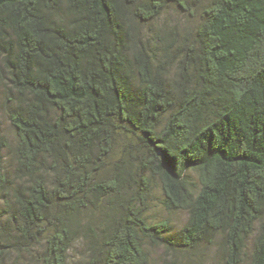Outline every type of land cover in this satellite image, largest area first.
Segmentation results:
<instances>
[{
    "label": "trees",
    "instance_id": "16d2710c",
    "mask_svg": "<svg viewBox=\"0 0 264 264\" xmlns=\"http://www.w3.org/2000/svg\"><path fill=\"white\" fill-rule=\"evenodd\" d=\"M0 0V264H147L171 244L264 264V0Z\"/></svg>",
    "mask_w": 264,
    "mask_h": 264
},
{
    "label": "rangeland",
    "instance_id": "374dc122",
    "mask_svg": "<svg viewBox=\"0 0 264 264\" xmlns=\"http://www.w3.org/2000/svg\"><path fill=\"white\" fill-rule=\"evenodd\" d=\"M204 0H188L190 7L194 11L193 16L187 11L181 10L173 2L168 5L159 19V24H165L168 27H177L181 30L188 28L194 23L197 17L195 5ZM0 126L5 134L11 138L12 130L6 120L2 108L0 107ZM152 192L148 203V218L151 222L166 221L169 225L171 244L160 245L148 242L146 244L147 264H225L221 259L218 249L211 245H198L194 248H185L177 245L175 241L179 229L186 220V213L183 211L167 212L159 203L160 189L155 179L150 181ZM253 244V235L250 236L245 244L242 254L241 264H247ZM85 252L78 245L75 247L69 257L68 264H83Z\"/></svg>",
    "mask_w": 264,
    "mask_h": 264
}]
</instances>
